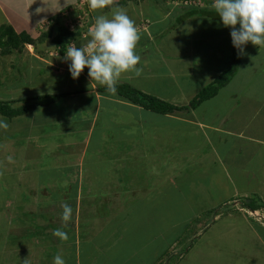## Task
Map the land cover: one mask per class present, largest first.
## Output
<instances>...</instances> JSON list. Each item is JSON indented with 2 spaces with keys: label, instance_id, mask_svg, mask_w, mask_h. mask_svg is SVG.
<instances>
[{
  "label": "crops",
  "instance_id": "0c3cea01",
  "mask_svg": "<svg viewBox=\"0 0 264 264\" xmlns=\"http://www.w3.org/2000/svg\"><path fill=\"white\" fill-rule=\"evenodd\" d=\"M181 1L112 0L109 6L95 10L96 16L105 14L110 16L112 10L116 8H122L129 14H132V11L135 12L136 15L132 14L135 17L133 20L140 34L137 53L142 55L137 67L142 71L139 74L135 72L126 73L122 75L121 79L144 92L158 96L177 106L190 104V101L200 90L228 67L234 50H237L232 43L231 28L224 27L221 19H214L204 14L188 17L169 34L164 35V30L175 21L177 16L184 13L185 3H180ZM201 1L205 2V0ZM78 3L79 0H0V26L3 24L12 26L16 33H25L31 39H35L37 41L36 46L34 45L35 50L38 46L46 47L45 53L44 49L39 47L37 52L34 49V51L31 50L30 46L33 44L30 42L23 43L19 49H13L6 54L0 49V65L7 63V60H13L14 63H11L13 72H16L18 65L25 69L27 64L35 71L44 69L46 78L43 79V84L39 86L44 90L37 96L64 94L49 105H38L31 108L25 115L12 119L17 121L20 126V128L17 124L12 126L18 127L15 132H31L33 125L30 126L32 122L30 114L39 109V114L42 111L46 114L44 116L45 121L47 120L46 116L51 115L54 116V122L51 124L47 121L49 123L48 128V123L43 126L38 124L37 131L33 129L36 136L39 137L38 132H53L55 134H60L56 132L86 133L85 136L74 133V140L68 145L60 139L61 142L50 151L46 149V143L42 142L43 139L38 140L37 144L41 143L40 145L35 144L32 146L28 141H18L17 144L21 146L23 143L21 166L26 163L25 166L27 167H30L29 164H34L43 168L39 161L42 158V153L49 151L60 161V164L55 166V169L60 170L73 158L75 160L80 153H82V156L87 155V152L82 150L86 144L85 146L86 148L88 146L89 150L87 159L82 157L83 160L80 163H84L85 159L88 161L87 165L92 169L89 177L91 184L108 185L111 178L126 181L127 185L125 184L126 187L122 191L127 193L130 198L120 200L124 203L122 202L123 204H119L116 208L118 210L117 216L125 217L124 220L120 219V224L124 223V226H127L126 223L129 225L134 224V226L138 225L135 227L128 226L130 230L135 231H141L142 228L139 222L144 220L145 216H142L141 210L135 205L127 204L128 201L139 202L141 206L148 203L153 206L152 211L159 209L156 204L157 200L164 202L165 208L168 205L172 207L175 202L172 201L173 197L176 201H183V197H185V191L183 187H180V184L183 183L181 179L185 177L187 180L193 174H195V177L199 176L203 167L214 158L223 168L227 167L229 170V167H233L237 171L236 177L243 176L247 185L250 183L247 180L251 179L252 176H262L261 171L264 173V137L253 134V131L249 132L250 127H252L250 126L251 123L241 127H238L239 125L233 126V124L238 120L236 111L244 102L254 106L255 109L251 120H255L257 123L252 128L264 126V47L260 48L249 42L244 51L239 52L240 65L235 76L232 77L228 85L220 89L216 96L203 101L195 109L161 114L146 109L142 105L134 104L112 92L100 91L101 86H95L90 78L78 82L70 76V61L65 60V56L59 53V49L53 43V38L61 26H67L62 22L65 10L70 6H76ZM212 4L205 2L204 5L198 6L195 3V6H193L213 9ZM142 18L149 21L145 33H142L141 28H138L139 25H142L140 23ZM209 21H212L213 26H217V28L213 27L214 33H199L197 35L194 27L205 26ZM61 22L62 25L58 27ZM52 26L55 30L52 29ZM51 29L52 34L42 32V30ZM40 36H44L42 40L40 39L43 44L39 42L38 38ZM87 36L84 35L86 40L81 37V43H87L90 39V37L87 39ZM212 41H215V43H211ZM71 44L77 45V41L74 40ZM21 49L27 51L24 58L33 57L36 66L31 64L29 60L20 62V59L18 61L16 54L19 56L22 53ZM28 49L31 51H28ZM159 49L160 52H158ZM161 52L163 57L167 59L158 66L159 62L156 65V58L159 55L161 56ZM151 57H153L152 64H149V58ZM82 73L88 74V69L85 68ZM226 87L229 88L228 97L221 96ZM19 104L21 103H15L14 105L18 106ZM211 105H214L212 109ZM1 117L9 120L7 117ZM25 117L31 122L25 123L23 120ZM37 117H40V115ZM100 122L101 125H99ZM93 132L100 133V137L94 141L95 134L92 135ZM107 132H123L122 138L124 139L119 140L117 154L111 155L110 153L105 157L104 148L101 146L103 142L100 139L104 138L105 140ZM17 133L16 136H19ZM61 135L69 136L68 134ZM140 140L148 146L151 145L153 140L159 141L154 146L153 152L149 150V154H153L155 160L150 165H147L145 161L140 167L137 165L131 168L133 162L138 161L137 158L141 154L140 148L135 146L137 142L141 143ZM2 143L4 142L1 141L0 144ZM61 143L63 144L61 145ZM2 147L4 146L2 145ZM32 148L35 155L30 153ZM42 148L43 150H41ZM94 148L99 149L95 151ZM19 149L17 147V150ZM201 151L203 153H200ZM211 153L215 155L210 159L207 157L205 160V155ZM16 158L21 157L18 155ZM144 158L143 156L140 161ZM12 159H14V156L9 160ZM30 159L33 160L32 163H30ZM256 160H258L259 165H256ZM180 163L182 166L179 167ZM97 165L99 167L94 171L97 169H101V171L96 172V177L93 169ZM113 166L115 172L107 173L109 168L112 169ZM223 171L224 169L221 173ZM145 174L149 176L147 179ZM93 177L96 178V181L92 180ZM195 184L192 179L187 183L190 189ZM261 184L264 185V176ZM201 191L203 195L207 192L204 189ZM261 191L264 206V189ZM163 192L168 196L163 195ZM243 194L241 196L244 198L248 196L246 192ZM137 197L139 198L137 199ZM236 197L238 195L234 193L228 199H222L220 202L224 203ZM201 198L202 196L199 197V200ZM214 206L212 205L211 208H214ZM241 207L243 209L237 207L238 211L248 215L253 211L263 210L261 208L249 209L246 205ZM187 209L190 212L182 217L186 220L195 217L199 220L206 215L204 211H200L202 208L199 207L187 205ZM219 216L222 215L216 213L214 219L219 218ZM131 217L132 221L129 219ZM251 218H253L252 224L246 227L252 229L250 232L255 235L254 246H258L254 264H264V233L262 232L264 223L254 220V216H251ZM197 222L199 223V221ZM245 222L250 224L246 217ZM154 238L149 240L152 241ZM116 241L115 251H108L110 257L114 255V257H111L114 259L87 258L88 260L84 264H95L96 261L100 260L103 262L111 260L114 264L131 262L129 259L131 256L116 258L118 249L123 250L126 247L119 248V244L124 243L125 239L118 237ZM128 247L135 249L134 244L131 242L128 243ZM229 249L232 250L231 247ZM83 251L85 254L81 255L82 259L87 255V250ZM136 253L134 251V254ZM135 260L136 263L143 262L140 258ZM150 261L145 259L144 264L157 262L155 259Z\"/></svg>",
  "mask_w": 264,
  "mask_h": 264
},
{
  "label": "rangeland",
  "instance_id": "374dc122",
  "mask_svg": "<svg viewBox=\"0 0 264 264\" xmlns=\"http://www.w3.org/2000/svg\"><path fill=\"white\" fill-rule=\"evenodd\" d=\"M193 1L198 6L201 4V0ZM205 2L212 4L213 0H205ZM180 3H183V0ZM131 13L136 15L134 11ZM132 14H129V16L133 19L135 17ZM96 17L95 10L93 12L88 4L82 3L80 0L76 6H70L65 10L62 22L78 34V47L83 44L81 43V37L86 40L84 35H88V30L94 25ZM143 18L140 21L142 25H139L138 28H141V32L145 33L149 21ZM76 19L80 20L78 26L75 24ZM62 22L58 24V27L62 25ZM213 27L217 28V26L212 25V21H209L205 26H195L194 30L197 35L199 33L213 34ZM52 29L42 30V32L52 34ZM43 37L38 38L39 42ZM36 42L35 39H31L30 43L33 44L30 46L31 50L34 49ZM211 43L214 44L215 41ZM69 46H72V44L70 43ZM38 47L44 49L45 53L46 47ZM160 51L159 49L158 52ZM21 52L19 56L16 54L18 61L20 59V62L29 60L31 64H36L33 62V57L24 58V54L27 53L26 50ZM140 56L142 57L141 54ZM156 59V65L159 62L158 66H160L167 58L163 57L161 52V56L159 55ZM152 60L153 57L149 58V64H152ZM11 63H14L13 60H7V63L0 65V100L18 101L25 97H36L44 90L39 87L43 84V79L46 78L44 69L35 71L27 64L25 69L18 65L16 72H13ZM87 78H90L87 73H81L80 77L74 80H78V82L79 80L86 81ZM122 80L117 83H124ZM94 85L99 86L96 82H94ZM228 93L229 88L226 87L221 96L228 97ZM213 107L214 105H211V109ZM38 110L30 114L32 122L26 117L23 119L25 123L30 121V126L33 125L31 132H15L18 127L20 128L19 123L2 118L0 115V119L8 124L6 129L0 128V142H4L0 144V264H54L56 255H61L66 264H82V261L84 264L88 260L87 258L114 259L111 258L114 255L110 257L109 252L115 251L118 237L125 239L124 243L119 244V248L126 247L123 250L118 249L116 258L131 256L129 258L131 262L127 264H144L145 259L148 261L155 259L157 262L154 264H254L258 246H254L255 235L250 232L252 229L246 226L252 224L253 218L251 216H254V220L264 223V206L261 199V190L264 189V185L261 184L264 176L263 171H261V177L252 176L251 179H248L247 181L250 183L247 185L243 176L236 177L237 171L233 167H229V170L227 167L223 168L214 158L203 167L199 176L195 177V174H193L187 180L185 177L181 179L183 183L180 184V187H183L185 197H183V201H176L174 197L171 198L173 202L175 201L173 205L168 201L172 207L168 205L165 208L164 202L157 200L156 204L159 209L152 211V205L145 203L141 206L139 202H132L129 199L131 202L128 201L127 204L135 205L141 210L142 216H145L144 220L138 221L142 228L141 231L130 230L129 227H133L134 224L129 225L126 223L127 226H124V223L120 224V219L124 220L125 217L117 216L118 210L116 209L119 204L124 203V201H120L122 198L126 200L130 198L127 193L122 191L127 185L126 181L111 178L108 185L91 184L89 177L92 169L87 165L88 161L86 159L89 150L88 146L86 148V144L82 150L87 152V155L82 156V153H80L75 160L73 158L72 161L66 163L64 168L55 169L60 161L49 151L61 142L60 139L68 145L74 140V133L82 136H85L86 133L56 132L60 134H55L53 132H38V137L35 135L36 132H33V129L37 131L38 124L43 126L48 122L51 124L54 122V116L47 115L45 121L44 116L46 114L43 113L44 111L39 114L40 111L38 112ZM254 111V106L243 102V105L236 111L238 120L233 126L239 125L238 127H241L251 123L250 126L253 127L257 123L255 120H251ZM38 115L40 117H37ZM15 124L18 127H12ZM99 125H101V122ZM250 129L249 132L253 131V134L264 137V126ZM16 133L20 137L16 136ZM61 134H68L69 136L65 137ZM94 134L93 141L100 137L99 132H93L92 135ZM122 135H124L123 132H107L105 140L104 138L100 139L103 142L101 146L104 148L105 157L110 153L111 155L118 153L119 140L124 139ZM41 139H43L42 142L46 143V149L49 150L42 153V158L39 161L43 168L34 164H29L30 167H27L25 166L26 163L21 166L23 143L21 146L17 144L18 141H28L32 146ZM158 142V140H153L150 146L143 141L140 144L137 142L135 146L140 148L141 154L137 158L139 160L133 162L131 168L137 165L140 167L145 161L147 165L152 164L155 158H153V154H149V150L153 152V148ZM17 147L20 149L17 150ZM98 149L94 148L95 151ZM33 150V148L30 149L31 155H35ZM211 154L205 155V160L207 157L210 159L215 155L214 153ZM18 155L21 158H16ZM12 156H14V159H7L12 158ZM143 156L145 158L140 161ZM82 157L86 158L84 163H80L83 160ZM32 162L33 160L30 159V163ZM256 165H259L258 160H256ZM180 166H182L181 163ZM97 167L99 165L93 171ZM113 169L114 166L112 169L109 168L107 173L115 172ZM223 169L224 171L221 173ZM98 170L101 171V169L94 171L96 177ZM148 177L145 174V178ZM191 179L196 184L190 189L187 183ZM92 180L96 181V178L93 177ZM203 189L207 191L205 195L202 194L201 190ZM245 192L248 195L246 198L241 196ZM234 193H237L238 197L231 199L232 201L220 202L222 199H228ZM162 194L168 196L164 192ZM200 196L202 198L199 200ZM64 204L70 205L72 209L71 219L67 223L62 220ZM187 205L202 208L200 211L206 213L205 217L199 220L196 217L188 220L182 218L184 214L190 212ZM212 205H215L214 208H211ZM245 205L249 209H253L252 205H254L263 210L253 211L250 215L238 211L237 207L243 209L241 206ZM216 213L222 215L219 218L217 217V220L214 219ZM245 217L250 224L245 222ZM129 219L132 221V217ZM57 229L66 232L68 239L62 240L54 236L53 232ZM262 232L264 233V229ZM153 237H155L154 240L150 241L149 239H153ZM129 242L134 244L135 249L128 247ZM85 249L87 255L82 259L81 255L85 254L83 251ZM134 251L137 253L134 254ZM138 258L143 262L136 263L135 259ZM95 264L114 263L111 260L105 262L100 260L96 261Z\"/></svg>",
  "mask_w": 264,
  "mask_h": 264
},
{
  "label": "clouds",
  "instance_id": "9594fccd",
  "mask_svg": "<svg viewBox=\"0 0 264 264\" xmlns=\"http://www.w3.org/2000/svg\"><path fill=\"white\" fill-rule=\"evenodd\" d=\"M184 1L196 3L193 0ZM111 3L112 0H88V7L92 10L103 9ZM212 7L223 26L231 28L232 43L239 52H243L249 42L264 47V0H213ZM88 36L90 39L87 43L79 47L73 44L65 52L73 79H78L87 68L93 82L115 93L122 75L142 71L137 67L141 61L137 53L140 34L126 10L116 8L110 16H97L88 30ZM7 127V122L0 119V128ZM63 208L62 220L67 223L71 219L72 209L68 204H64ZM53 235L62 240L68 239L67 233L59 229ZM54 264H66V261L61 255H56Z\"/></svg>",
  "mask_w": 264,
  "mask_h": 264
},
{
  "label": "trees",
  "instance_id": "16d2710c",
  "mask_svg": "<svg viewBox=\"0 0 264 264\" xmlns=\"http://www.w3.org/2000/svg\"><path fill=\"white\" fill-rule=\"evenodd\" d=\"M204 1H201L199 6L204 5ZM195 4L184 5V13L177 16L175 21L170 24L165 30L164 35L169 34L177 25H179L183 20L187 19L192 15H207L208 17L214 19H220L216 14L214 8H198L194 7ZM78 34L73 30L69 29L67 26H61L57 34L53 38V43L56 48L59 49V53L65 56V52L69 44L78 39ZM31 42V38L24 34H18L13 29L12 26L3 24L0 26V49L4 54L10 53L13 49H19L23 43ZM240 65V53L238 50H234L232 60L228 67L220 73L213 81L207 84L194 98L190 101V104L185 106H177L172 104L158 96L149 94L142 91L139 88L132 86L129 83H117L115 95H118L128 101L142 105L144 108L158 112L161 114H167L170 112L181 111V110H190L195 109L203 101L208 100L218 94L221 88L228 85L232 77L235 76ZM100 91H107L105 87H101ZM64 94H52L44 96H36L30 98H24L21 100H0V115L7 117L9 119H14L28 113L31 108L38 105H49L59 99V97ZM15 103H21L18 106L14 105ZM253 209L258 207L252 205Z\"/></svg>",
  "mask_w": 264,
  "mask_h": 264
},
{
  "label": "built area",
  "instance_id": "2783aa9c",
  "mask_svg": "<svg viewBox=\"0 0 264 264\" xmlns=\"http://www.w3.org/2000/svg\"><path fill=\"white\" fill-rule=\"evenodd\" d=\"M82 3L88 4V0H80ZM185 4L191 3V1H184ZM80 22V20H76L75 24L77 25Z\"/></svg>",
  "mask_w": 264,
  "mask_h": 264
}]
</instances>
